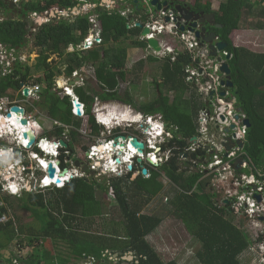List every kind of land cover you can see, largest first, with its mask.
Returning a JSON list of instances; mask_svg holds the SVG:
<instances>
[{"label": "trees", "instance_id": "1", "mask_svg": "<svg viewBox=\"0 0 264 264\" xmlns=\"http://www.w3.org/2000/svg\"><path fill=\"white\" fill-rule=\"evenodd\" d=\"M85 1L97 5L95 13L99 15L98 20L102 24V43L90 51L77 50L66 53L69 46L77 47L87 38L89 28L92 26L89 15L44 24L38 28L33 38L35 51L39 55L35 69L18 64L19 69H15V72L8 76L7 85L2 88V93L7 89L18 91L21 83L28 81L31 75L43 74V78L36 79L33 84L43 86L41 95L45 100L48 114L53 120L71 127V138L69 141L64 139V129L54 127L52 131L46 130L43 135H38V139L41 142L63 139L69 145L71 153L75 154V143H79L78 137L84 135V126L91 129L95 137L102 133V128L92 115L95 97L102 101L121 99V85L126 82L128 76L133 75V80L136 81L137 70H142L147 61L160 63V79L153 82L157 94L155 100L140 105L134 104V107L147 117L159 115L169 124L174 138L167 141L162 148L164 151L169 149L171 156L159 168L148 167L147 178L139 176L132 180L130 171L127 178L117 176L112 179L110 187L107 185L99 187L97 183L76 178L64 187L52 189L53 191L45 194H36L32 191L24 192L21 196L7 195L0 198V201L4 199L7 205L0 207V216L8 215V212L15 216L12 221L0 227V250L7 249L16 241L20 249L16 257L25 264H59V256L56 257L55 249H52L55 244L69 246L70 255L77 259L97 258L99 262L102 255L109 251L112 256L121 253L118 262L114 264L124 263L122 257L129 253L135 256V260L129 264H180L174 260L165 261L148 241V237L163 224L162 219L140 212L144 205L152 202L165 190L161 178L166 177L175 188V196L167 200V211L181 220L189 232L193 233L194 238L201 243V249L197 253L200 263L242 264L239 257L253 244V240L246 230L235 224L237 212L234 208L228 204L222 207L215 205L211 195L216 197L218 195L212 194L206 187L210 181L203 183L207 180L205 174L195 171V163L197 161L202 163L206 158L204 148L200 147L194 154L189 153L192 138L199 135L200 111L206 107L200 101L201 95L197 86L195 87V84L187 81L185 77L187 66L193 61V55L188 51L178 52L174 61L170 57L159 60L149 56L147 61H139L129 73L127 70L129 47L147 48V41H140L141 28H128L129 18L122 16L119 9L109 10L100 7L103 0ZM131 4L133 5V2ZM77 5L78 2L75 0H31L30 3L24 4V14L28 15V12L43 14L54 8L71 11ZM261 5L262 3L257 0H226L220 3L218 11L213 10L211 2H207L206 5L197 2L193 9L196 12L214 14L216 24L222 25V29L216 32L220 40L228 45L221 55L223 62H227L231 69L234 88L230 89L229 93L236 97V107L242 109L251 123L244 151L252 164L264 173V53L235 46L231 39L235 31L244 28L245 17L264 19V7ZM122 8L125 9L123 5ZM0 9L9 11L5 0H0ZM139 10H143V7L139 6ZM148 14L147 12V18L141 20L143 24L147 22ZM27 18L26 16L25 19H9L0 23V43L13 48L24 47V41L31 34L32 26ZM254 29L264 30V24L259 23ZM225 53L230 55L229 59ZM52 55L64 60L67 66L65 74L68 77L86 64L95 69L99 89L88 82H85V86L75 89L81 103L85 104L86 114L83 117L73 114L69 96L62 92H53L56 78L64 72L57 67L56 62H49ZM126 90L128 103L132 104V95L129 89ZM81 110L83 112V106ZM87 116L90 125L82 123V119ZM89 148L87 144L83 147L84 150ZM61 151L66 152L65 149ZM186 153L189 154L185 159L181 157ZM64 155L63 169L76 160L65 163ZM78 159L80 160V157ZM132 186L135 187L136 194L145 200L130 203ZM195 187L201 192H193ZM100 188L103 193H107L105 197L110 200L112 207L123 217L117 228L118 232L113 229V224L110 223L108 226L109 222H103L100 226L95 222L97 218H103L108 214L107 203L104 199L103 203L97 195V189ZM23 210L31 212L35 218L39 217L38 231L31 228L26 231V228L18 225L19 217L16 213ZM14 227H17L16 231ZM19 232L26 236L20 235ZM260 234L256 242L262 240ZM3 235L6 236L5 240ZM29 247L34 251L24 256L22 252Z\"/></svg>", "mask_w": 264, "mask_h": 264}, {"label": "built area", "instance_id": "2", "mask_svg": "<svg viewBox=\"0 0 264 264\" xmlns=\"http://www.w3.org/2000/svg\"><path fill=\"white\" fill-rule=\"evenodd\" d=\"M139 1L141 2L144 0ZM107 9L111 10L109 7H107ZM121 14L123 16L126 15L125 12ZM145 16L147 17V14H145ZM175 16L172 9L165 11V7L157 12L151 11L148 14V23H146L145 27L151 28L152 33H154L153 36L156 37L159 46L164 49L165 53H177L178 55V50L174 48L173 44L175 41H179L183 45L184 51H188L193 55V61L187 66L185 77L187 81L194 83L195 87L197 86L198 93L208 103L207 107L201 110L199 114L198 123L200 128L198 130L199 135L197 136L198 143L191 147L189 151L192 150L195 152L196 149L200 147L204 148L206 158L204 162L198 166L200 167L199 171L205 174V178L211 177V180L215 182L212 188H209L212 194H216L212 190L213 187L218 186L222 191L221 192L217 188L218 193L224 195V202L222 204L218 202V204H220L219 206L217 201L214 200L216 206L222 207L227 203L234 208L236 212H243L247 215L253 223L256 221L257 224L264 225V173L252 164L244 151L249 129L245 125V120L248 119L243 112L239 110L240 108L236 107L235 97L231 96L229 91L226 90V87L222 85L225 79V75L220 71L223 60L211 57L209 51L201 47L202 45L194 33L190 31H181V25L178 18ZM95 17L91 16L89 19L92 27L90 36L85 40L86 49L91 48L94 44L102 43L101 23L97 20V14ZM41 18V14L39 13L29 14V19H31L35 25L39 24L38 21ZM167 18L169 21H167ZM132 27H135V24H133L131 28ZM177 55L172 57L173 61ZM225 55L227 54L225 53ZM13 62H16L15 49L11 46L0 44V66L5 68L3 71L4 76L9 74L7 68L11 66ZM222 75L224 78H222ZM38 90V86H34L30 92L34 95ZM224 91L226 95L222 97L221 93ZM212 93L213 96H211ZM14 105L9 101L0 100V130H5V128L8 129L7 133L3 135L0 134V141L3 139L4 135L9 136V138L14 137V149L17 153L14 165H12V162L7 160V163L3 160L2 150L0 148V194L15 193L17 190L32 191L33 189L30 185L32 180H35L40 187H42L41 185L45 187H61L77 177L78 174L74 173H67L62 176V173L65 172L66 169L62 170L60 165H57V162H53L57 174L55 179L52 180L49 178L48 164L50 161L45 157L42 158L35 148L45 152L46 155L54 154L55 156H60L59 149L42 144L38 138H36V143L33 146L28 147L29 140L23 138L21 128L16 124L17 117L11 112V107ZM26 118L32 125H37L33 122L32 116L26 115ZM152 118L153 117H147V122L151 123ZM2 120L5 121L4 125L2 124ZM232 126H234V128L230 129L229 133H226L225 130ZM167 136L170 135L166 134V137ZM228 138H230V141H228ZM239 142L244 143L243 148L239 147ZM113 143V141H110L105 145L106 153L104 154H99L97 149L91 152L87 161L91 171L103 173V170L99 171L98 169L101 159L103 162L109 159L111 163V172L115 173L119 167L116 159H125V155L127 154L131 157L130 160L138 158L144 159L146 155V150L144 154H139L136 149L131 147L130 143H128V150L123 154H119V148H114ZM229 143L232 147L230 151L226 152L224 144ZM146 148L147 151L154 150L156 149V145L148 144ZM168 155L169 151L167 155L164 154L163 158L168 160ZM185 155H188V153ZM148 157L156 160L155 165L158 166H161L164 162V160L158 158L155 153H147V158ZM33 161H40L42 167L34 165ZM239 161H241L240 169L236 170L234 165ZM199 162L197 161L195 165H199ZM82 174L83 172L81 171V175ZM56 179H61V184H57L55 181ZM210 185L211 183L206 187ZM257 195L261 197L260 201L257 200ZM2 204L1 206H4V203ZM9 221L10 218H8L7 214H2L0 216V227L7 224ZM261 245H259V249L262 253L261 264H264V252L261 250ZM90 260H93V258H90Z\"/></svg>", "mask_w": 264, "mask_h": 264}, {"label": "rangeland", "instance_id": "3", "mask_svg": "<svg viewBox=\"0 0 264 264\" xmlns=\"http://www.w3.org/2000/svg\"><path fill=\"white\" fill-rule=\"evenodd\" d=\"M104 1V0H103ZM147 1L149 2V0H144L141 1V5L142 7L145 6V4L147 3ZM188 2H192L193 0H186ZM197 1V0H196ZM226 0H204V2H211V4L213 5V7H215L216 10H219L220 7V3L225 2ZM261 1V0H259ZM114 2H116V7L117 9L121 10V6L119 4L118 0H106L105 3H107L106 5L103 4L102 7H109L114 9V7H112V4H114ZM132 2H126V5H132ZM193 3V2H192ZM84 6H80L77 7L80 14H90L91 12L94 11V9L96 8V6H94V4H87V3H83ZM122 4V2H121ZM111 9V10H112ZM124 9V8H122ZM51 10V9H50ZM151 11L157 12L156 8H150L145 10L144 12L145 14L150 13ZM65 14V13H64ZM135 14L138 16L140 15L139 13H137V11H135ZM66 16V15H64ZM72 16H77L75 15V13H73L72 15L69 14L66 18H70ZM262 23L264 24V19L262 18H254L252 16L249 17H245V19H243V29L238 30L236 32L233 33V35L231 36V39L234 43L235 46L238 47H243V48H247L248 50L252 51V52H256V53H264V30L258 31L255 30L254 27L259 24ZM33 32V38L35 37L34 35L38 32L36 28H34V30H32ZM127 44V43H126ZM174 48L178 50V52H183V45L179 42V41H175V43L173 44ZM30 47V46H29ZM135 54H130L131 59H130V63L127 65V70L129 73L132 72V69L135 68L138 64L139 61H141L142 59H148L149 56H151L152 52L147 51L146 49H135ZM159 55V54H158ZM157 56V55H155ZM160 57L162 56V54L159 55ZM52 57V56H51ZM50 57V59H51ZM153 57V55H152ZM57 60H56V59ZM49 62H56V65L58 68H60L64 73H63V77L65 76L68 79V76L65 74V68L61 67V60L55 56L54 58H52V60ZM147 61V60H144ZM160 63L157 64H149L148 62H146L144 68L142 70L138 69L137 70V74H138V78L136 79V84L132 85L130 84V81L133 79V75L128 76V82L126 83V85H124V87L122 88L123 90L126 89H130L132 92V96L135 100V102H137L138 104H142V103H149L155 100V89L153 87V82L156 80L160 79V68H159ZM61 76V75H60ZM60 76H58L56 78L55 84H57V87H61L62 86V82L59 83L60 81ZM80 85L82 84V82L79 83ZM29 100H31L29 98ZM24 101H26V98L24 99ZM22 106L27 109V111L29 112L31 107L29 104H27L26 102L22 103ZM98 110H93V114L96 113ZM44 114H37L38 117L41 118V122L43 124H45V120L44 118ZM113 121H117V117L114 116V114L112 113L111 117ZM157 121H159V118L156 119ZM106 121V122H105ZM155 121V120H154ZM155 121V122H157ZM135 122H139L138 120H135ZM53 123V122H52ZM104 123H107V120H105L104 118ZM109 124V123H108ZM46 125V124H45ZM42 128L39 125H35V130L37 132L38 135H43L44 131H51V129L53 128L50 124L47 126H45ZM138 128V125H135ZM148 129V128H147ZM146 129V132H147ZM154 129V128H153ZM83 130H85V126L83 127ZM106 132L102 133L101 138L102 139H109L112 140V133L105 130ZM140 132V131H138ZM145 131L142 132V135H140V138L143 139L145 142H147L148 144H153V145H157L160 143H163L165 141V137L166 134H164V136H162V138L157 137L159 135V131L158 129H154V132H150V135L147 134ZM154 133H156V135H154ZM141 134V133H140ZM88 137L86 136L85 139L78 137V142L79 143H75V147H76V152H77V156L80 157V159H82L85 155H84V150L83 147L86 144L89 143V140H87ZM95 143H98V138H94ZM150 142V143H149ZM4 145H7V143H3ZM52 145V144H51ZM98 149V148H97ZM150 150L147 151V153ZM188 155L182 156L184 159L187 157ZM149 158V157H148ZM182 158V159H183ZM78 160V159H76ZM76 160H74V162H71L72 165V169L75 170L73 173L74 174H78L77 177H81L83 175H81V170L83 171L84 166L86 165H82L80 167H78V169H75V162ZM167 160H165L164 162H166ZM106 162V161H105ZM88 163V162H87ZM109 162H106L104 164L103 167H99V171L100 170H104V168L109 169L107 167V164ZM128 162L122 163L121 165H119L117 171L111 172H106V174L101 177V184L99 187H103L105 185H108L109 181L114 178L111 175H107V174H113V175H124L126 172H128V166L129 164H127ZM111 164V163H110ZM201 162H199V166H200ZM130 165H132V167H134V162L131 161ZM147 166L150 167L151 165H149L147 163ZM153 167L151 168H159L158 165H152ZM88 167V166H87ZM147 167V168H148ZM103 168V169H102ZM71 169V171H72ZM195 171H199L200 167L195 168ZM89 170L91 169H87V171H85V173H87ZM91 174H88L87 176H90ZM122 175V176H123ZM28 177V176H26ZM39 178V177H38ZM207 180H204L203 183H206L207 181H210L211 185L208 188H212V186L215 184V182L213 180H211V177H207L205 178ZM161 181L165 187V190L159 195L157 196L155 199H153L152 202H150L147 205H144L143 208H141L140 212L142 214L146 215H154L157 216L159 218L162 219L163 224L159 227V229H157V231L153 234H151L148 237V241L150 244H152L155 249L159 252V254L163 257V259L165 261H169V260H174L177 261L180 264H201L199 259L197 258V253L199 252V250L201 249V243L198 242L194 236L193 233L189 232L188 227L179 219H177L176 217H173L171 215V213H168V199H173V197L175 196V188L173 186V184L171 183V181L166 177H162ZM30 185L32 186L33 192L35 193H44L47 190L40 187L38 185V183L35 180H32V182L30 183ZM29 185V186H30ZM28 186V188H29ZM97 187V188H99ZM216 187V188H215ZM213 187V191L218 195V198L215 195H211L213 200L217 201L220 204H222L224 202V195L218 193V189L221 191V189L218 186ZM218 188V189H217ZM49 189H54V188H49ZM134 189V190H133ZM210 190V189H209ZM30 191V190H29ZM130 196L132 198V200H130V203H134V201H139V200H145L142 196H138L135 192V187L132 186L130 188ZM193 192H201L197 187L194 188ZM211 192V190H210ZM222 192V191H221ZM112 193V192H111ZM110 193V194H111ZM105 194L107 193H103L100 189H97V195L98 198L104 203V201L107 203V207H108V214L107 216L103 217V218H97L95 222H98V226L102 225L103 222H109L108 226L111 224H113V229H116L117 232L119 231V229H117L120 226V222L123 221V217L121 216L120 212L115 210L114 207H112L110 200H108L105 197ZM4 196H7V194H3ZM9 195V194H8ZM1 196V195H0ZM104 199V201H103ZM134 199V200H133ZM218 204V206L220 205ZM15 214V213H14ZM16 215L19 217V222L18 225H22L24 228H26V231H28L30 228L32 230H39L40 227V223L38 221L39 217L37 216V218H35L34 215L31 214V212L28 211H18L16 213ZM8 218L13 219L15 218V216L13 215V213L8 212ZM235 224L243 229L246 230L247 233L250 235L251 239L253 240V244L250 245V247L242 254L240 255V261L242 264H261L262 262V256H261V251L259 249V245H261L264 242V225H260L257 224L256 221H253L247 216L245 215L243 212H237V216L234 220ZM14 230H17V227H14ZM93 231H96L95 229H93ZM98 231H100L99 227H98ZM259 233L260 236L262 235V240L259 242H256V240H258L257 238L259 237ZM20 235H24L23 233L19 232ZM26 236V235H24ZM3 239H6V236L3 235ZM123 240V238H121ZM53 245V244H52ZM8 250H10V252H12V254H7V253H3L4 257H0V263L1 264H14L13 262H11V258L12 256L14 257V255L17 253H19V248L18 245L16 244V241L9 245ZM52 249L55 253V256H59L58 258V263L59 264H96L98 262L97 258H93V260H90L89 257H81V259H77V258H73L71 254V249L69 248V246L66 245H62V244H55L54 246H52ZM261 250H263L264 252V243L261 245ZM34 251L33 248H28L25 249L24 252H22V254H24V256H26V254H32V252ZM61 255V256H60ZM6 257H8L9 259H6ZM126 262V261H124ZM114 264L115 263V258L109 253V251H106L105 254L102 255L101 260L98 262V264ZM122 264V263H120ZM123 264H127L123 263Z\"/></svg>", "mask_w": 264, "mask_h": 264}, {"label": "crops", "instance_id": "4", "mask_svg": "<svg viewBox=\"0 0 264 264\" xmlns=\"http://www.w3.org/2000/svg\"><path fill=\"white\" fill-rule=\"evenodd\" d=\"M6 1V3L8 4V6H9V11L8 12H6L5 10H3V9H0V23H2V22H4V21H7V20H9V19H12V20H16V19H25L26 18V16L28 17L27 19L29 20V22H31V29H30V31H32V30H34V28H36L37 29V31H38V28L39 27H41L42 25H44V24H53V23H55V22H59L60 20H62V19H66V20H74L76 17H78L79 15H89V19H90V17L92 16V17H95L96 16V8H97V5H94V6H96V8L94 9V11L93 12H91L90 14H80V12H79V10H78V8L77 7H80V6H84V4L83 3H87V4H90L89 2H86L85 0H75L76 2H78V5L75 7V8H73L71 11L70 10H62L61 8H54V9H49L48 11H46L45 13H43V14H41V19L38 21V23L39 24H36L35 25V23L34 22H32V20L31 19H29V14H31V12H28L27 14L28 15H26V14H24V12H25V10H24V4H26V3H30V1L31 0H5ZM35 1H41V0H35ZM105 1L106 0H104V1H102V4L100 5V7H102L103 6V4L104 5H106L107 3H105ZM131 1V0H130ZM134 1L135 0H133V1H131V2H133V4H135L134 3ZM180 1H183V0H180ZM258 2H261L262 3V5H261V7H264V0H261V1H259V0H257ZM193 2V3H192ZM190 4H196L197 2L198 3H200V4H202V5H206L207 4V2H204V0H198V1H196V0H193ZM162 3V2H161ZM119 4H121V1H119ZM122 5H123V3H122ZM124 7H129V6H131V5H129V4H127V5H123ZM145 6H147V8H148V4L146 3L145 4ZM112 7H114V9H112V8H110V9H112V10H115V9H117L116 8V2H114V4H112ZM102 8H105V7H102ZM107 8V7H106ZM212 8H213V10L214 11H218V10H216L215 9V7H213V5H212ZM12 9H14L15 11H13ZM65 13V14H64ZM73 13H75V15H77V16H72V17H68V18H66L69 14H73ZM64 15H66V16H64ZM98 15V14H97ZM99 16V15H98ZM96 18V17H95ZM97 20H98V17H97ZM99 21V20H98ZM100 22V21H99ZM92 27V26H91ZM101 28H102V24H101ZM90 30H91V28H89V32H88V36H87V38L90 36V34H91V32H90ZM236 32V31H235ZM101 37H102V32H101ZM86 40V39H85ZM85 40H84V42L81 44V45H79V46H77V47H75V46H73V45H71V46H69L68 48H67V52L66 53H73V52H75V51H80V52H86V51H90V50H92V49H95V48H97L98 47V44H94L91 48H88V49H86L85 48ZM85 48V49H84ZM162 48V47H161ZM15 49V51H16V62H13L12 64H11V66H15V67H17L18 66V64H21V65H27V66H29L30 68H32V69H35V67H36V65H37V60H38V57H39V55H38V53H37V51H35V48H34V44L32 45V46H30L29 47V45L28 46H25L24 48L23 47H16V48H14ZM136 48H133V47H129V49H128V64L130 63V59H131V56H130V54H135V50ZM206 49L209 51V52H211L210 50H209V48L208 47H206ZM151 48H148V45H147V51H149V52H151ZM160 54H162V56L160 57L159 55ZM219 54V53H218ZM155 55H157V56H155ZM155 55H153L154 56V58H158L159 60H164L165 58H167V57H170L171 58V60H172V56H170L169 54H167V53H165V51H164V49L162 48V51L161 52H156V54ZM211 55V54H210ZM151 56H152V54H151ZM55 56H52L51 57V59H50V61L52 60V58H54ZM56 59V58H55ZM57 60V59H56ZM143 60V59H142ZM144 60H148L147 58L146 59H144ZM61 67H63V68H65L66 67V63L64 62V60L63 59H61ZM173 61V60H172ZM148 62V61H147ZM149 64H157V63H150V62H148ZM127 64V65H128ZM16 69H19L18 67L16 68ZM5 70V68L4 67H1L0 66V100H3V101H9L10 103H12L13 105L14 104H18L19 106H21L22 108H24L23 106H22V103L23 102H26L27 104H29L30 105V107H31V109H30V111L28 112L27 111V109H25V112H26V114H27V116H32L33 117V122H35L37 125H39V126H41L42 128L44 127V125L45 126H47V124L49 125V123L51 122V119H53V118H51L50 117V115L48 114V112H47V110H46V108H45V100H44V98H43V96L42 95H40V96H38L37 97V95L34 97V98H30L31 100H29V98L28 97H23V96H19L18 95V92L17 91H15V90H13V89H7L6 91H4V93H2V88L4 87V86H6L7 84V78H8V76H10V75H8V76H6V77H4V75H3V71ZM75 73H77V76L79 77V78H77V80H76V85H75V88L74 89H76L77 87H82V86H85V82H88V83H90V84H92V86L93 87H95L97 90L99 89V86H98V82L96 81V78H95V69L91 66V65H85L81 70H78V71H75ZM38 78H43V74H39V73H34L33 75H31V77H29V79H28V82L29 83H31V85H34L33 83L35 82V80L36 79H38ZM60 78V81H59V83L60 82H62V86L61 87H63V86H66L67 84H68V80H67V78L64 76H60L59 77ZM225 78H226V76H225ZM58 79V78H57ZM225 80V79H224ZM80 82H82V84L80 85L79 83ZM122 86V85H121ZM43 87V86H42ZM61 87H59V88H61ZM122 88V87H121ZM226 90L227 91H229L230 89H228V88H226ZM55 92H57L58 90H54ZM156 92V91H155ZM225 92V91H224ZM155 95H156V93H155ZM157 96V95H156ZM40 97V98H39ZM26 98V101H24V99ZM236 98V97H235ZM97 99H98V101H97ZM99 101H102L99 97H95V100H94V104H93V107H92V115L94 116V118H95V113L93 114V110L95 111L96 110V106H97V102H99ZM200 101L201 102H203L205 105H206V107H207V101H205V99L204 98H202V97H200ZM237 103V102H236ZM205 107V108H206ZM205 108H203V109H205ZM202 109V110H203ZM201 112V111H200ZM44 114V113H46L45 115H44V120H45V124H43L42 122H41V118L40 117H38L37 116V114ZM140 115H143V113H141ZM155 117H157V118H159V117H161V116H159V115H156ZM51 118V119H50ZM80 119V118H79ZM88 119H89V116H87L86 118H84V119H82V123L83 124H87V121H88ZM81 120V119H80ZM96 120V119H95ZM97 123V122H96ZM104 129L102 128V133H104ZM102 133H101V135L98 137V148L100 149V148H103L104 149V152H100L99 151V149H97L98 150V153L99 154H104V153H106V144L110 141L109 139H102L101 138V136H102ZM40 140V139H39ZM142 141H144L143 139H142ZM121 142V141H120ZM105 146V147H104ZM17 154V153H16ZM78 161H80L79 159H78ZM101 162H103V160L101 159ZM75 169H78L77 167H74ZM109 169H111V166L109 167ZM75 170H73L72 169V171H70V172H74ZM110 172V171H109ZM103 173H105L106 174V172L105 171H103ZM48 191H53L52 189L51 190H47L46 192H48ZM46 192H44V193H36V194H45ZM1 196H0V198H4L5 197V195L3 196L2 194H0ZM2 203H4V206H1V205H3ZM5 206H7L6 205V202H5V200L4 199H2L1 201H0V207H5ZM142 214V213H141ZM145 215H146V213H145ZM132 256L135 258V256L133 255V253H132ZM127 257V256H126ZM115 262H117V261H115ZM130 262H132V261H130ZM127 264H129V263H127Z\"/></svg>", "mask_w": 264, "mask_h": 264}, {"label": "flooded vegetation", "instance_id": "5", "mask_svg": "<svg viewBox=\"0 0 264 264\" xmlns=\"http://www.w3.org/2000/svg\"><path fill=\"white\" fill-rule=\"evenodd\" d=\"M118 1H123V3H126V0H118ZM170 2H171V0H169V4H170ZM175 4H177V5H181L182 7H185V8H191V11L192 12H194L195 14H204V15H209V13H205L204 11H201V12H196L194 9H193V7H194V5L195 4H190V2H188V1H186V0H183V1H180V0H175ZM120 5H122V4H120ZM148 8H149V6H148ZM135 11H137V13H139L140 15H136L135 14ZM126 12L128 13V14H133L135 17V20L137 21V20H141V19H143V17L145 16V12H144V10H139V8H137L136 10L134 9V10H132L131 8H129V9H127L126 10ZM203 19V18H202ZM135 21V22H136ZM216 26H218V24H216V22H215V26H211V24H210V22H209V20H206V22L204 23V24H199V29H202L203 27H205L208 31H210V32H215L216 33V35H217V32H216V30H219V28H217ZM222 26V25H221ZM188 29H189V26L187 25L186 26V31H188ZM218 36V35H217ZM141 37V36H140ZM140 41H143L141 38H140ZM199 42H200V44H202L203 45V43H202V40H199ZM204 47H206V45L204 46ZM151 52H152V55H155L156 54V52L154 51V50H151ZM219 53V52H218ZM217 56H219V58H220V56H221V53H219ZM215 58H217V57H215ZM221 60H223V58H220ZM224 61V60H223ZM18 67V66H17ZM17 67H15V66H9L8 68H7V70L9 71V74H7L6 76H8V75H12L13 74V72H15V69L17 68ZM67 67V66H66ZM75 73V72H74ZM74 73H73V75L71 76L72 77V79L70 80L69 79V77H68V84L66 85V86H63V87H61V88H59V87H57V84H55V89L54 90H58L57 92H62L64 95H66V93H65V88L67 87V88H69V91H70V93L71 94H74L75 95V97L78 99V102L81 104V106H83L84 107V110H83V114H82V116L81 117H83L85 114H86V108H85V104H83V103H81V101H80V98L77 96V94H76V92H75V86H71V82L73 81V79L75 80V79H77V78H79V77H77V74H75L74 75ZM6 76H4V77H6ZM128 82V79L126 80V82H124V84H122V88L124 87V85H126V83ZM70 84V85H69ZM130 84H132V85H134V84H136V81L135 80H131L130 81ZM34 86H38V88H39V90L38 91H36L35 93H34V95H33V93H31L30 91L32 90V88L34 87ZM24 88H28V92H29V94H28V98H34L36 95H37V97L38 96H40L41 94H42V87H41V85H31V83H29L28 81H26V82H23V83H21V85H20V89L17 91L18 92V95L19 96H23L24 97V93H23V90H24ZM121 88V89H122ZM53 90V92H55ZM126 91L127 90H123V91H121V99H119V100H109V101H99V102H97L98 104H97V108L98 107H103V108H109V107H111V106H113V105H115V104H117V105H120V106H122V107H127V108H131V110H132V113H133V117L135 116H137V115H139V114H141L135 107H134V104H138L137 102H135V100H134V98H133V96H132V99H133V103L131 104V103H128V97L125 95V93H126ZM129 91H130V93H131V95H132V92H131V90L129 89ZM40 98V97H39ZM97 101H98V99H97ZM138 105H140V104H138ZM73 114L74 115H76V111H75V108H74V105H73ZM27 115V114H26ZM144 115V114H143ZM77 116V115H76ZM114 116H116L115 114H114ZM78 117V116H77ZM117 117V116H116ZM144 117H146L145 115H144ZM155 117V116H154ZM157 119V117H155V121H157L156 120ZM106 120V119H105ZM117 120H119V118L117 117ZM2 121H4V120H2ZM53 122V123H52ZM114 121L112 120V118H108V120H107V124L109 123H113ZM146 122H147V120H146ZM158 122H160L162 125H163V130H164V134H169L170 136H167L166 138H165V141L163 142V143H160V144H157L156 145V149H154V150H150L148 153L149 154H151V153H155L156 154V156H158V158H161V159H163V157H164V154L165 155H167V152L169 151V157H168V159L170 158V156H171V151L169 150V149H166L165 151L163 150V146L164 145H166V142L167 141H170V140H173V138H174V136H173V132H172V128L169 126V124L167 123V122H165V121H163V119L161 118V117H159V121ZM2 124L4 125V123L2 122ZM53 128L51 129V131L54 129V127H57V128H63L64 129V134H63V137H64V139H67L68 141H69V139L71 138L70 137V130H71V127L70 126H67V125H65V124H63V123H61V122H59V121H56V120H53V119H51V122L49 123ZM87 124L88 125H90L89 124V119H88V121H87ZM137 125H138V128H137V126H131L130 128L128 127H124V128H120V129H117V130H114V131H112L111 133H112V140L114 141L115 140V138H122V137H125L126 138V141H123V140H120L122 143L124 142H126V143H129L130 142V137H135V138H138L140 141H142V139L140 138V135H142V132H146V129H147V126L146 125H143V126H141L139 123H137ZM33 126V129L35 130V126L34 125H32ZM6 130H8L7 128H6ZM36 131V130H35ZM138 131H140V132H138ZM141 133V134H140ZM172 134V135H171ZM88 137V139L87 140H89V143L87 144V146L88 147H90L88 150H84V157L82 158V159H80V163L82 164V165H87L88 166V169H90V165H89V163H87V161H88V157L91 155V152H93V151H96V149H97V147H98V143H95V141H94V138H96L95 136H93L92 135V130L91 129H88V128H85V130H84V135L81 137V138H84L85 139V137ZM98 138V137H97ZM194 138H197V136L196 137H194ZM61 141H64L63 139H51V140H43L42 141V144H45V145H47V146H50V143H55V145L57 146L56 147V149H65L66 150V152H64L63 154H65L64 156H65V163H70L73 159H78V156H77V152L75 153V154H72L71 153V151L69 150V145L66 143V145H67V147L65 148V147H62L61 146V144H60V142ZM191 142H192V146L191 147H193L195 144H197L198 143V138L196 139V141H194L193 140V138H192V140H191ZM144 144H145V146H147V143H145V141H144ZM85 145H86V143H85ZM84 145V146H85ZM190 147V148H191ZM146 150V155H145V157H144V159H142V163H139L138 162V159H134L133 160V162H134V167L132 168V170H131V172H126L123 176L122 175H120L121 176V178H127V176L131 173L132 174V180H135L137 177H139V176H143L142 175V170L143 169H146V170H148L147 169V148L145 149ZM198 149H196V151H197ZM195 151V152H196ZM100 152H104V150H101ZM189 153L190 154H194V152L192 151V150H190L189 151ZM188 153V154H189ZM16 157H17V154H15V156L14 157H11L10 159H8L10 162H12L11 164L12 165H14V161H15V159H16ZM152 160V159H151ZM156 161V160H155ZM61 162H62V156H61ZM123 162H125V159H123ZM164 163V162H163ZM199 165H195L194 167L195 168H197ZM151 167V166H150ZM67 168H69L70 170L72 169V165L70 164V165H68L67 166ZM82 171V170H81ZM83 172V171H82ZM88 174H91L90 176H87ZM83 176L81 177V178H84L86 181H89V182H93V183H97V185H100L102 182H101V177H103L104 175H105V173H101V172H94V171H91V170H89L87 173H85V172H83V174H82ZM107 175H111L112 177H114V178H117V175H113V174H107ZM144 178H147V175L146 176H143ZM114 178H112V179H114ZM75 179V178H74ZM74 179H72L70 182H72ZM111 179V180H112ZM111 180L109 181V183H108V185H107V187H110V185H111ZM69 182V183H70ZM96 185V186H97ZM128 256V255H127ZM118 260H119V258H118ZM118 260H117V262H118ZM123 260V259H122ZM124 261V260H123ZM127 263H129L128 261H126ZM126 262H124V263H126ZM123 264V263H122Z\"/></svg>", "mask_w": 264, "mask_h": 264}, {"label": "water", "instance_id": "6", "mask_svg": "<svg viewBox=\"0 0 264 264\" xmlns=\"http://www.w3.org/2000/svg\"><path fill=\"white\" fill-rule=\"evenodd\" d=\"M162 2V3H161ZM169 0H149V2L147 1V4L150 8H156L157 11L162 10L163 7H165V11H167L170 7H173L174 10H172L173 12L177 13L179 12V15H181L178 18V21L181 25V31H186V26H189L188 31L192 32L195 34L196 38L198 40H202L203 45H208L209 50L211 51L210 54L212 57H217L218 52L220 51H224L227 48V43L225 42H218L219 41V37L216 35L215 32H210L208 31L205 27H203L202 29H199V24H204L206 22V20H209L211 26H215V15L214 14H209V15H204V14H195L194 12L191 11V8H185L182 7L181 5H177L175 4V0H171L170 4L168 3ZM135 4H138L137 1L134 2ZM145 10H147V6L144 7ZM13 11H15L14 9H12ZM203 18V19H202ZM167 21H169V19L167 18ZM132 22H134V20H132ZM136 27L138 28H142V24L140 23H136ZM219 29H222L221 25L216 26ZM128 28H130L128 26ZM150 33V30L148 28H143V32L141 34L142 37H147V35ZM147 45L149 48L153 49L156 52L161 51V48L159 47V42L156 39H149L147 40ZM230 58V55L227 56V59ZM219 60H221L219 58ZM220 71L222 74H224L226 76L225 80L222 82V85L225 86L228 89H233L234 88V84L232 81V77H231V69L228 65L227 62H223L220 68ZM76 83L72 82L71 86H75ZM24 93V97L28 96V88H24L23 90ZM226 95L225 92L221 93V96L224 97ZM211 96H213V93L211 94ZM235 102H237V99L235 98ZM74 106L76 108V115L78 117H80L82 115V111H81V104L78 103L77 101L74 102ZM240 111H242V109H239ZM11 112H13L16 117V124L19 126V128L22 129L27 128L25 130V132H22L23 138L24 139H28L29 140V144L28 147L33 146L36 143V137L33 133V131L30 129V121L26 118V112L25 109L18 106V105H14L11 107ZM10 117V114H9ZM245 125L250 128L251 127V123L249 120H245ZM234 126H232L231 128H227L225 130L226 133H229L230 129H233ZM197 138H193L194 141H196ZM120 140L126 141L125 137L122 138H115L114 140V144L113 147L114 148H120V152L119 154H121L122 152H124L125 150H127L128 148V143H122L120 142ZM228 141H230V138H228ZM130 145L131 147H133L134 149L137 150V153L139 154H144L146 146L144 144V142L140 141L138 138L135 137H130ZM61 145L66 147L67 145L64 142H61ZM239 147L243 148L244 147V143L243 142H239L238 143ZM225 146V151L228 152L230 151L232 145L229 144H224ZM163 160L165 161L166 159L163 158ZM116 162L119 164L120 160L116 159ZM138 162L142 163V159L138 158ZM147 163L149 165H154L155 162H153L151 160V158H147ZM240 165H241V161H239L238 163H236L234 165V168L236 170L240 169ZM75 166L78 168L81 166L80 161L76 160L75 162ZM88 167L87 165L84 166L83 168V172L87 171ZM128 170L131 171L132 167L129 166ZM67 173V170L64 172V174ZM142 175L146 176L148 175V170L143 169L142 170ZM48 176L50 179H55L56 176V169L53 167V164L50 163L48 165ZM57 184H61V179H56L55 180ZM257 200L260 201L261 197L260 196H256ZM263 219V218H262ZM9 254V252H7ZM121 256V253L119 254H115L113 257L115 258V260H118V257ZM6 259H9L8 257H6ZM122 259L124 261H132L134 260V257L132 256V253H129L127 257H122ZM1 264V263H0Z\"/></svg>", "mask_w": 264, "mask_h": 264}, {"label": "clouds", "instance_id": "7", "mask_svg": "<svg viewBox=\"0 0 264 264\" xmlns=\"http://www.w3.org/2000/svg\"><path fill=\"white\" fill-rule=\"evenodd\" d=\"M133 1V0H132ZM135 1H137L138 2V4H133V5H131V9L132 10H136L137 8H139V6H142L141 5V2L139 1V0H135ZM134 1V2H135ZM123 5H126V3H123ZM145 7V6H144ZM144 7H143V10H144ZM117 8V7H116ZM130 8V6L129 7H125V9H129ZM170 8H173V7H170ZM147 9H149V8H147ZM152 12H154V11H152ZM144 17H146V16H144ZM143 17V18H144ZM147 18V17H146ZM142 20V19H141ZM141 20H134V24H135V27H136V23H140V24H142V28H141V34H142V32H143V28H146L145 27V25H146V23H148V20H147V22L145 23V24H143L142 22H141ZM136 21V22H135ZM132 28H134V27H132ZM138 28V27H137ZM149 30H150V33L148 34L149 36H151V39H156V37H154L153 35H154V33H152V30H151V28L150 27H147ZM147 35V36H148ZM219 37V36H218ZM141 39L142 38H144V37H140ZM145 38H147V37H145ZM143 40V39H142ZM157 40V39H156ZM218 42H223V41H221L220 40V38H219V41ZM202 45V44H201ZM160 47V46H159ZM202 48H205L206 49V47H208V45H206V47H204V46H201ZM161 48V47H160ZM153 50V49H152ZM161 51H162V48H161ZM161 51H159V52H161ZM156 52V51H155ZM222 52L223 51H220L219 53H221L222 54ZM209 54H210V52H209ZM170 56H172V57H174L175 55H177V53L176 54H169ZM229 55V54H228ZM227 55V56H228ZM211 56V55H210ZM212 57V56H211ZM217 58L219 59V56H217ZM220 58H222V55L220 56ZM19 106V105H18ZM21 107V106H20ZM96 110H98L96 113H95V119H96V122H97V124L101 127V128H103L104 130H107V131H109V132H112V131H114V130H117V129H120V128H124V127H131V126H134V125H137V123H139L141 126H143V125H146L147 126V128H153V127H155V129H158L159 130V132H160V134L157 136V137H159V138H162V136H164V130H163V125L160 123V122H155L154 121V119H155V117H153L152 118V122L151 123H149V122H146V120H147V116L146 117H144V115H137L136 117L134 116L133 117V113H132V110H131V108H127V107H122V106H120V105H117V104H115V105H113V106H111V107H109V108H103V107H98V108H96ZM112 113L113 114H115L118 118H119V120H117V121H114L113 123H110V124H107V123H104V118L106 119V120H108V118H110L111 117V115H112ZM26 116V115H25ZM135 120H138L139 122H135ZM106 122V121H105ZM153 126V127H152ZM104 132H106V131H104ZM110 141H113V140H110ZM109 141V142H110ZM114 142V141H113ZM143 142V141H142ZM114 144V143H113ZM35 150L36 151H38L39 152V155L43 158V157H45L47 160H49L50 161V163H52L53 164V162H57V165L59 164L60 165V167H61V169L62 170H64V169H66L67 170V173H73V172H70L71 170L69 169V168H62V162H61V156H63V152L61 151L62 149H59V153H60V156H55L54 154H48V155H46V153L45 152H42L40 149H38V148H35ZM119 150H121L120 148H119ZM127 150H128V148H127ZM127 150H125V151H127ZM124 151V152H125ZM124 152H122L121 154H123ZM127 155H125V157H126ZM120 160V163H119V165H121L122 163H125V162H128L127 164H129V166H131L132 167V165H130V163H131V161H133V160H128V161H125V162H123V159H119ZM153 160V159H152ZM106 162H109L108 164H107V167L109 168L110 166H111V164H110V161H109V159L108 160H105ZM106 162H101L100 163V165H99V167H103L104 166V164L106 163ZM33 163H34V165H39V166H41V162L40 161H33ZM49 163V164H50ZM48 164V165H49ZM128 166V167H129ZM152 166V165H151ZM42 167V166H41ZM53 167L55 168V166H54V164H53ZM160 167V166H159ZM133 168V167H132ZM56 169V168H55ZM103 169V168H102ZM103 171H105V172H109V169H107L106 170V168H104V170ZM130 172V171H129ZM67 173H65V174H67ZM56 174H57V170H56ZM64 174V172L62 173V176L63 175H65ZM76 178H81V177H75V179ZM74 179V178H73ZM39 180H40V178H39ZM17 183V182H16ZM66 184H68V183H66ZM43 188H46V190H51V189H49V188H62V187H64V186H61V187H58V186H53V187H45V186H43V185H41ZM33 191V190H32ZM32 191H27V190H23V191H19V190H17L15 193H8L9 194V196H21V195H23V193L24 192H32ZM7 194V195H8ZM227 204V203H226ZM13 219H10V221H12ZM9 223V222H8ZM6 225V224H5ZM4 226V225H3ZM7 253V252H9V254H12V252H10V250H8V249H2V250H0V257H4L5 258V256L3 255V253ZM8 254V253H7ZM16 255H18L17 253L14 255V257L12 256V258H11V262H13L14 264H25V263H23L22 261H20L19 260V258L18 257H16ZM90 259V258H89ZM134 260H135V258H134ZM134 260H132V261H134Z\"/></svg>", "mask_w": 264, "mask_h": 264}, {"label": "bare ground", "instance_id": "8", "mask_svg": "<svg viewBox=\"0 0 264 264\" xmlns=\"http://www.w3.org/2000/svg\"><path fill=\"white\" fill-rule=\"evenodd\" d=\"M122 3H123V1H121ZM126 2H130V0H126ZM130 8H131V6H130ZM169 9H172V10H174V8H169ZM126 10L127 9H124V10H120V13H122V12H125L126 13V15L124 16V17H126V18H129V20H130V24H129V27H131L134 23L132 22V20H135V16L133 15V14H128L127 12H126ZM174 14L176 15L175 17H180L181 15H179V12H177V13H175L174 12ZM122 15V14H121ZM123 16V15H122ZM149 39H151V36H147V38H143V40H149ZM0 44H2V43H0ZM24 44H25V46H32L33 45V32L31 31V34L30 35H28L27 36V38L25 39V41H24ZM3 45H5V46H8V45H6V44H3ZM24 46V47H25ZM23 47V48H24ZM149 48V47H148ZM52 56H56V55H52ZM75 74H77V73H74V75ZM78 77V76H77ZM69 79L71 80L72 79V77H69ZM76 80L77 79H73V81L72 82H75L76 83ZM71 82V83H72ZM70 85V84H69ZM65 93H66V96H69L70 98H71V101H72V105H74V102H78V99L75 97V95L74 94H71L70 93V91H69V88H65ZM28 94H29V92H28ZM79 103V102H78ZM74 108H75V106H74ZM76 109V108H75ZM82 111V110H81ZM83 114V113H82ZM82 116V115H81ZM80 116V117H81ZM3 123H5V121H2ZM35 126V125H34ZM153 127V126H152ZM154 129H155V127H153ZM153 128H148L147 129V134H149L150 135V132H151V135H152V132H154V129ZM27 128H24V129H22V132H25V130H26ZM30 129L33 131V133H34V135H35V137L36 138H38V134H37V132L33 129V126H32V124H30ZM156 130V129H155ZM159 131V130H158ZM8 131L6 130V128H5V130H0V134L1 135H3V134H5V133H7ZM160 134V133H159ZM154 135H156V133H154ZM10 137H12V136H10ZM15 139H14V137H12V138H9V136H3V139L0 141V148H1V150H2V158H3V160L4 161H6L7 162V160L8 159H10L11 157H14L15 156V154H16V152H15V149H14V145H15ZM61 142H64V141H61ZM61 142H60V144H61ZM3 143H7V145H4ZM56 143V142H55ZM55 143H50V146H52L53 148H56L57 146L55 145ZM65 143V142H64ZM52 144V145H51ZM66 144V143H65ZM62 146V145H61ZM62 147H64V146H62ZM67 147V146H66ZM65 147V148H66ZM105 147V146H104ZM98 148V147H97ZM11 149H13V150H11ZM101 150H104L103 148H100L99 149V151H101ZM130 156L127 154V156L125 157V160L126 161H128V160H130ZM9 161V160H8ZM153 162H156L155 160H152ZM8 163V162H7ZM100 165V164H99Z\"/></svg>", "mask_w": 264, "mask_h": 264}]
</instances>
